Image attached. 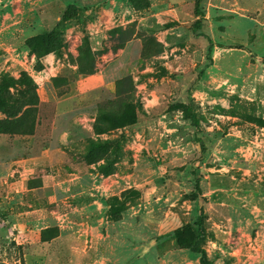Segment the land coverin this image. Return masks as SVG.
Returning a JSON list of instances; mask_svg holds the SVG:
<instances>
[{"label": "rangeland", "instance_id": "obj_1", "mask_svg": "<svg viewBox=\"0 0 264 264\" xmlns=\"http://www.w3.org/2000/svg\"><path fill=\"white\" fill-rule=\"evenodd\" d=\"M117 1L0 0V264H264V0Z\"/></svg>", "mask_w": 264, "mask_h": 264}, {"label": "trees", "instance_id": "obj_2", "mask_svg": "<svg viewBox=\"0 0 264 264\" xmlns=\"http://www.w3.org/2000/svg\"><path fill=\"white\" fill-rule=\"evenodd\" d=\"M198 14L200 15V17L195 22V25H194L195 29L200 28L202 25L203 13L198 10ZM49 35H51V34H49ZM208 52H209V54L212 52V45L209 46ZM185 113H186L187 117L190 118L191 121L198 127L199 126V120H198L197 116L191 111L190 106L186 108ZM200 141H201L202 146H204L203 140L200 139ZM197 189L200 191L199 180L197 181ZM200 195H201V192H199V193L195 192L196 197L199 198ZM0 215L3 218L5 217L4 212L1 209H0ZM195 224L198 227L197 231H196V235L191 237V238H188L186 240V245L190 250L199 254L201 264H214L213 261L209 259L206 249L202 246V242L205 240L206 235H207L206 227H205V216L202 212L198 215V218H197Z\"/></svg>", "mask_w": 264, "mask_h": 264}, {"label": "crops", "instance_id": "obj_3", "mask_svg": "<svg viewBox=\"0 0 264 264\" xmlns=\"http://www.w3.org/2000/svg\"><path fill=\"white\" fill-rule=\"evenodd\" d=\"M114 1H115V3H118L117 0H114ZM108 5H109V7H105V6H108ZM108 5H106V4L103 3L102 9H104L105 12L110 13L111 15H113L114 13H116L115 8L112 7V6H110V4H108ZM114 5H117V4H114Z\"/></svg>", "mask_w": 264, "mask_h": 264}]
</instances>
